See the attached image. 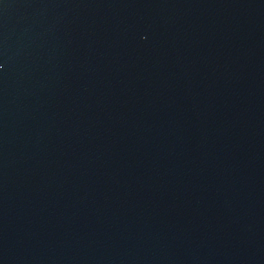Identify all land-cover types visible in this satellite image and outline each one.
I'll use <instances>...</instances> for the list:
<instances>
[{
  "label": "water",
  "instance_id": "water-1",
  "mask_svg": "<svg viewBox=\"0 0 264 264\" xmlns=\"http://www.w3.org/2000/svg\"><path fill=\"white\" fill-rule=\"evenodd\" d=\"M0 264H264V0H0Z\"/></svg>",
  "mask_w": 264,
  "mask_h": 264
}]
</instances>
